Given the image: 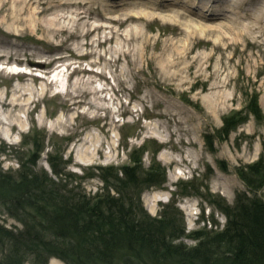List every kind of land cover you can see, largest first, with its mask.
<instances>
[{
	"label": "rangeland",
	"instance_id": "374dc122",
	"mask_svg": "<svg viewBox=\"0 0 264 264\" xmlns=\"http://www.w3.org/2000/svg\"><path fill=\"white\" fill-rule=\"evenodd\" d=\"M36 144V172L53 155L89 195L101 167L161 166L144 210L222 230L216 202L252 196L235 169L264 154V0H0V171ZM0 222L23 227L1 206Z\"/></svg>",
	"mask_w": 264,
	"mask_h": 264
},
{
	"label": "trees",
	"instance_id": "16d2710c",
	"mask_svg": "<svg viewBox=\"0 0 264 264\" xmlns=\"http://www.w3.org/2000/svg\"><path fill=\"white\" fill-rule=\"evenodd\" d=\"M249 107L253 116L261 114L257 96ZM240 114L226 121V134L247 122L248 117L236 120ZM41 151L37 144L27 151L15 175L0 171V206L23 225L8 228L0 222V264H48L52 258L66 264H264V154L235 169L252 196L239 195L233 206L216 202L227 218L225 227L187 233L175 205L160 217L143 208L142 190L165 182V176L157 181L161 166L144 171L135 161L115 172L101 167L104 191L89 195L53 155L51 174L36 172ZM183 237L196 244H185Z\"/></svg>",
	"mask_w": 264,
	"mask_h": 264
},
{
	"label": "bare ground",
	"instance_id": "6f19581e",
	"mask_svg": "<svg viewBox=\"0 0 264 264\" xmlns=\"http://www.w3.org/2000/svg\"><path fill=\"white\" fill-rule=\"evenodd\" d=\"M41 65H44V64H43V63H41V64H40V66H41Z\"/></svg>",
	"mask_w": 264,
	"mask_h": 264
}]
</instances>
